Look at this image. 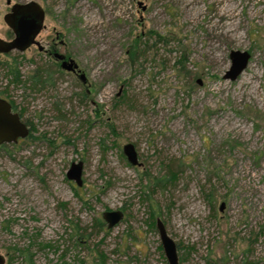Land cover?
<instances>
[{"label": "rangeland", "instance_id": "obj_1", "mask_svg": "<svg viewBox=\"0 0 264 264\" xmlns=\"http://www.w3.org/2000/svg\"><path fill=\"white\" fill-rule=\"evenodd\" d=\"M29 1L89 92L33 46L0 54V96L31 128L0 146L3 264H167L155 218L178 264H264V0H0L1 39ZM233 50L251 58L224 80Z\"/></svg>", "mask_w": 264, "mask_h": 264}, {"label": "water", "instance_id": "obj_2", "mask_svg": "<svg viewBox=\"0 0 264 264\" xmlns=\"http://www.w3.org/2000/svg\"><path fill=\"white\" fill-rule=\"evenodd\" d=\"M10 2L6 1V5ZM44 19L43 10L33 2L12 3L9 11L3 15L2 21L11 31V39L3 40L0 38V54H7L12 51L22 52L30 45H38L35 42L36 35L42 28ZM251 55L247 51L233 50L229 53L230 67L224 73L223 79L234 81L247 68ZM71 63L72 61L69 60ZM83 79V76H80ZM199 83V81H197ZM27 131L24 125L18 120L16 114H11L9 105L0 99V144L15 142L17 138H24ZM121 152L130 166H140L137 162L136 153L132 144H124ZM82 163L72 162L65 172V177L81 186ZM224 204L220 205V210ZM122 217L119 209L103 210L101 219L106 228L115 226ZM155 228L157 230L160 246L167 264H178L176 246L174 241L167 234L161 220L155 218ZM3 256L0 254V264H3Z\"/></svg>", "mask_w": 264, "mask_h": 264}, {"label": "flooded vegetation", "instance_id": "obj_3", "mask_svg": "<svg viewBox=\"0 0 264 264\" xmlns=\"http://www.w3.org/2000/svg\"><path fill=\"white\" fill-rule=\"evenodd\" d=\"M43 15L45 16L44 11H43ZM43 21H44V19H43ZM44 28H45V26L42 22V28H41L40 32L35 37V42L38 45H34V44L30 45L25 50H27L28 48L33 46L39 54L43 55L48 61H50L51 68H53L55 73H57L58 75H62V76L64 75L65 77L73 78L74 80L79 81V83H80L79 86L81 88H85L84 93L88 94L89 90H86V87H89V86L87 84L86 76L81 71L78 64L68 54H66L64 51H60V49H59V47H61V48L64 47V43L60 39L61 38L60 35L55 32L53 38H51L49 41H46V43H44V44H42L41 42H39L37 40L38 35L41 33V31L44 30ZM10 39L11 38H9L8 40H10ZM69 60H71L72 62L70 63ZM80 76H83V79H81ZM0 99L4 100L5 102L8 103L10 113L16 114L18 117V120L24 125V127L27 131V134L24 137V138H26L29 135V132L31 130L30 126L21 120V117L19 116V114L17 112H15L14 106L12 105L11 101H7L5 98H3L1 96H0ZM24 138H17L15 142H11V143H2V144H0V146L6 145V144H15ZM136 158H137V156H136ZM131 167H139V166H131Z\"/></svg>", "mask_w": 264, "mask_h": 264}, {"label": "trees", "instance_id": "obj_4", "mask_svg": "<svg viewBox=\"0 0 264 264\" xmlns=\"http://www.w3.org/2000/svg\"><path fill=\"white\" fill-rule=\"evenodd\" d=\"M169 173H170V171H169ZM170 175H171V173H170ZM97 222H98L97 224L102 225V223L99 220Z\"/></svg>", "mask_w": 264, "mask_h": 264}, {"label": "bare ground", "instance_id": "obj_5", "mask_svg": "<svg viewBox=\"0 0 264 264\" xmlns=\"http://www.w3.org/2000/svg\"><path fill=\"white\" fill-rule=\"evenodd\" d=\"M225 34V33H224ZM229 37V36H228ZM225 38V37H224ZM231 40V38H229Z\"/></svg>", "mask_w": 264, "mask_h": 264}]
</instances>
